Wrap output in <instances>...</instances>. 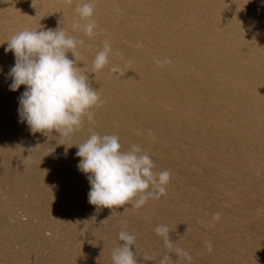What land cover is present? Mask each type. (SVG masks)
<instances>
[{
	"label": "bare ground",
	"instance_id": "obj_1",
	"mask_svg": "<svg viewBox=\"0 0 264 264\" xmlns=\"http://www.w3.org/2000/svg\"><path fill=\"white\" fill-rule=\"evenodd\" d=\"M82 2L0 0V264H112L121 230L137 264H160L158 224L191 255L179 264H264V0H96L91 38L72 27ZM57 27L84 41L77 67L104 100L69 137L21 121L5 52L19 30ZM89 129L146 150L172 174L166 194L97 211L72 146Z\"/></svg>",
	"mask_w": 264,
	"mask_h": 264
},
{
	"label": "clouds",
	"instance_id": "obj_2",
	"mask_svg": "<svg viewBox=\"0 0 264 264\" xmlns=\"http://www.w3.org/2000/svg\"><path fill=\"white\" fill-rule=\"evenodd\" d=\"M67 2L71 4L72 0ZM95 8L96 0H83L78 4L73 30L79 29L90 38L97 35V24L92 19ZM6 42L5 52H12L15 59L8 73L12 80L9 88L16 91L25 86L19 97L18 113L33 134L39 132L48 136L54 131L60 137H69L82 129L85 118L93 121V109L102 107L104 100L83 68L77 67V52L84 46L83 40L68 36L63 28L57 27L25 28ZM112 51L110 42L104 40L103 48L93 59L94 71L104 69ZM69 52L73 58H69ZM111 71L120 70L113 67ZM89 132L87 139L72 146L77 148L76 156L80 158L77 167L87 175L90 184L88 201L97 211L127 204L140 209L149 199H159L166 194L171 172L154 171L153 159L140 145L132 144L128 150H123L119 135H101L91 129ZM219 218V213H215L214 219ZM154 231L170 250L160 264H179L181 257L192 259L187 250L175 247L167 225L158 224ZM118 239L122 243L112 249V264H137L132 250L137 234L121 230ZM208 247L211 250V243ZM170 253L176 254L175 262Z\"/></svg>",
	"mask_w": 264,
	"mask_h": 264
}]
</instances>
